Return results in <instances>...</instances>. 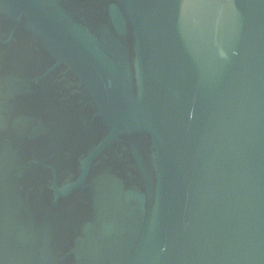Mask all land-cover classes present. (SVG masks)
<instances>
[{
    "label": "water",
    "instance_id": "water-1",
    "mask_svg": "<svg viewBox=\"0 0 264 264\" xmlns=\"http://www.w3.org/2000/svg\"><path fill=\"white\" fill-rule=\"evenodd\" d=\"M0 264H264V0H0Z\"/></svg>",
    "mask_w": 264,
    "mask_h": 264
}]
</instances>
